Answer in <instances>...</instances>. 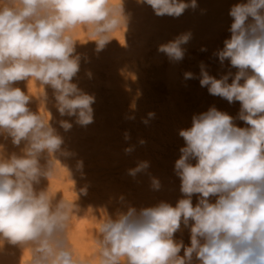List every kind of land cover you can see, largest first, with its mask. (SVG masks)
Returning a JSON list of instances; mask_svg holds the SVG:
<instances>
[{
    "label": "clouds",
    "instance_id": "9594fccd",
    "mask_svg": "<svg viewBox=\"0 0 264 264\" xmlns=\"http://www.w3.org/2000/svg\"><path fill=\"white\" fill-rule=\"evenodd\" d=\"M137 2L160 17H180L198 7L197 0ZM229 15L230 37L213 55L222 66L228 61L235 73L217 79L201 62L198 77L185 72L184 78H198L209 94L230 104L238 101L237 116L212 106L179 130L185 146L174 165L182 194L175 206L165 201L139 209L128 205L114 216H95L91 209L80 214L75 191L69 200L51 190L57 163L71 180L60 157L72 153L53 126L47 89L60 117L74 118L80 126L93 123L95 96L73 82L82 59L76 34H87L86 41L103 50L127 30L123 0H0V137L23 145L19 153L6 155L0 144V252L5 245L19 248V264H264V0H241ZM191 39V31L181 33L158 52L178 63ZM21 81L41 92L33 94L30 87L25 92L16 86ZM34 98L40 101L38 111L29 106ZM59 125L65 132L73 127L67 119ZM125 139H130L127 132ZM132 151L134 146L125 149ZM148 167L140 161L128 174L135 177ZM42 179L48 185L38 188ZM151 187L159 190V180L152 178ZM80 193L86 195V189ZM81 220L93 225V252L87 257L71 238L73 221ZM181 225L189 230L188 245L175 239Z\"/></svg>",
    "mask_w": 264,
    "mask_h": 264
},
{
    "label": "rangeland",
    "instance_id": "374dc122",
    "mask_svg": "<svg viewBox=\"0 0 264 264\" xmlns=\"http://www.w3.org/2000/svg\"><path fill=\"white\" fill-rule=\"evenodd\" d=\"M239 2L241 0H197L195 10L187 9L180 17L174 18L156 16L150 6L137 0H123L125 13L129 17L127 30L116 33V38L103 50L97 52L95 43L86 41L87 34H76L81 41L77 43L76 50L82 59L80 71L73 82L95 96L92 105L94 120L87 126H80L75 124L74 118L60 117L54 107L52 90L47 89L49 100L46 107L51 113L53 126L64 138L62 147L72 153L60 157L61 164L71 172V180L59 163L56 164V174L51 178V190L61 192L58 198L64 195L69 200L75 199V191L79 194L76 203L81 209L80 214L84 215L91 209L95 216H100L102 212L114 216L118 211L126 210L128 205L139 209L165 201L175 206L182 194L181 181L174 172V165L181 155L180 148L185 146L183 138L177 134L185 124H182L184 121L177 123L180 120H175L178 124L174 126L176 129L167 126L171 128L168 133L172 131L168 136L165 135L166 125L159 120L156 122L157 119H154L155 122L149 119L148 114L159 113V109L162 112L172 110L177 100V110L184 113L189 106L197 112L202 108L208 110L216 104L217 109L227 111L224 108L228 104H240L238 101L230 104L226 99L209 94L207 87H201L198 78L190 85L192 90L184 85L188 81L184 73L193 71L199 76L201 62L206 65L208 73L217 79L229 70L235 73L236 69L230 68L228 61L222 66L213 54L222 49L224 40L230 37L232 18L229 11L232 5ZM187 31H191L192 39L183 46L187 51L182 61L171 63L165 54L158 52L159 45ZM201 48L206 51H201ZM16 86L25 92L30 87L33 94L41 92L38 86H29L27 81L18 82ZM191 91L204 96L198 101L196 93ZM191 93L195 94L196 100ZM210 97L214 100L217 97L216 103L209 102L212 100ZM29 106L33 111H38L39 99L34 98ZM128 116L135 118L126 119ZM61 119L70 120L73 127L65 132L59 125ZM145 119H149L147 124L143 122ZM241 122L239 120L238 124L244 127ZM153 123L158 125L153 127ZM126 132L130 136L128 140L125 139ZM141 140L145 143L141 144ZM0 144L4 146L6 155L19 153L23 147L14 146L10 138L3 137H0ZM130 146H134V151L129 154L125 149ZM140 161L149 162L148 169L135 177L129 175L128 170L135 168ZM78 162H82L81 170L77 169ZM152 178L159 180V190L152 189ZM47 185L48 181L42 179L38 188ZM81 189H86L87 194H81ZM196 202L194 195L193 204ZM73 224L71 238L77 251L81 256H91L93 247L89 234L93 225L85 220L73 221ZM189 237V230L181 225L175 239H182L188 245ZM20 254L19 248L5 245L0 252V264H19Z\"/></svg>",
    "mask_w": 264,
    "mask_h": 264
},
{
    "label": "bare ground",
    "instance_id": "6f19581e",
    "mask_svg": "<svg viewBox=\"0 0 264 264\" xmlns=\"http://www.w3.org/2000/svg\"><path fill=\"white\" fill-rule=\"evenodd\" d=\"M192 70H193V69H192ZM190 71H191V70H190ZM192 73H193V71H192ZM197 76H198V75H197ZM187 80H188V81H187ZM187 80H186V81L188 82V84H187V82H186V84H184V85H185L186 87H188L189 90H190V89L192 90V88H190V87L192 86L191 84H192L193 81H195V80H194V79H187ZM197 81H198V80H197ZM194 84H195V82H194ZM190 85H191V86H190ZM184 89H187V88L184 87ZM196 91H197V90H196ZM196 91H191V92H192V93H196L197 99H198V101H200L199 99H201L204 95L202 96V94H201L202 97H200V95L197 94ZM192 93H191V94H192ZM181 94H182V92H181ZM192 95H193V94H192ZM192 95H191V96H192ZM194 95H195V94H194ZM194 95H193L192 97H194ZM198 95H199V96H198ZM191 96H190V98H192ZM196 96H195V97H196ZM195 97H194V98H195ZM198 97H200V98H198ZM210 98H211V97H210ZM212 98H215V97L212 96ZM212 98H211V99H212ZM216 99H217V97H216ZM216 99H215V100H216ZM191 100H192V99H191ZM195 100H196V98H195ZM195 100H193V101H195ZM215 100L212 99V100H208V101H209V102L212 101L211 103L213 104V101H214V103H216ZM181 101H182V99H181ZM176 102H179V101L177 100ZM176 102H175V103H176ZM182 102H183V101H182ZM175 103H174V105H173L172 110L166 109L170 114H169V113H167V114L164 113V111L167 112L166 110H164V111L162 112V110L159 109L158 111H159L160 114H159V113H155L154 118H152L153 120H154V119H157L156 122L159 120V121H161L162 123H164L163 125H166V127H164V126H163V127L165 128V131H167V133H166L163 129H162V130H163V132H165V135H168V136H169V133H172V131L168 133L169 129H171V128H168L169 126H173L172 128H175V127H177V125H178L177 123H180V122L184 121V122H182V124L184 123V124L186 125V127L189 125V126L187 127V128H189V127H191V123H192V117H193V115H195V114H200V113H203V112L207 111V109H203V108H202L201 110H198L197 112H194V111H192V107L189 106L190 108H189V107H188V108L186 107L188 110L185 109V110H187V112L184 113V111L177 110L179 107L177 108V104H175ZM180 103H181V102H180ZM211 103H210V104H211ZM238 103H239V102H238ZM182 104H183V103H182ZM231 104H232V103H231ZM234 104H236V103H234ZM236 105H238V107H237ZM236 105H231V106H233V107H231V106H229V104H228V106L224 108V109H227V111H224V112H227L229 115H232L233 117H236L237 114H238V112H239V110H240V109H238V108H240V107H239L240 104H236ZM182 106H183V108L185 107V105H182ZM182 106H181V107H182ZM212 106H215L216 108H218V106H217L216 104H215V105H212ZM181 107H180V109L184 110V109L181 108ZM170 108H171V107H170ZM233 108H234V109H233ZM175 109H176V110H175ZM218 110H219V109H218ZM221 110H223V109H221ZM160 111H161L162 113H161ZM170 111H171V112H170ZM179 111H181V112H179ZM161 114H162V115H161ZM175 120H177V121L180 120V121H179V122L176 121L177 123H175ZM159 121H158V122H159ZM238 121H239V120L236 121L237 124H238ZM154 122H155V120H154ZM161 122H160V123H161ZM165 122H166V123H165ZM169 122H170V123H169ZM172 122L175 123V125H172V124H173ZM185 122H187L188 125H187V123H185ZM162 123H161V124H162ZM153 124H154V123H153ZM167 124H168V125H167ZM170 124H171V125H170ZM184 124H183V125H184ZM241 124H244V122H243V123L241 122ZM157 125H158V124H154L153 127H155V126H157ZM185 125L182 127V129H186V128H185ZM238 125H239V124H238ZM159 126H161V125L159 124ZM167 126H168V127H167ZM174 126H175V127H174ZM239 126H240V125H239ZM157 128H158V127H157ZM161 128H162V126L160 127V129H161ZM166 128H167V129H166ZM175 129H176V128H175ZM180 129H181V128H180ZM159 131H161V130H159ZM161 135L163 136V134H161ZM170 135H172V134H170ZM173 135H174V134H173ZM175 135H176V134H175ZM177 135H179V134H177ZM187 240L189 241V240H190V237L187 238Z\"/></svg>",
    "mask_w": 264,
    "mask_h": 264
}]
</instances>
